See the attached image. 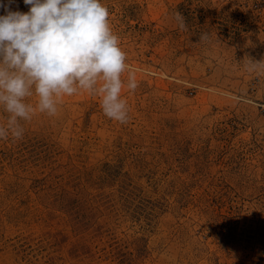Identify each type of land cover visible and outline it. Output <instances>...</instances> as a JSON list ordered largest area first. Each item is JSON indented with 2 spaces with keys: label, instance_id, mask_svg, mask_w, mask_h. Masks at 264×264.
<instances>
[{
  "label": "rangeland",
  "instance_id": "1",
  "mask_svg": "<svg viewBox=\"0 0 264 264\" xmlns=\"http://www.w3.org/2000/svg\"><path fill=\"white\" fill-rule=\"evenodd\" d=\"M101 3L130 118L81 91L0 139V264H264V0Z\"/></svg>",
  "mask_w": 264,
  "mask_h": 264
},
{
  "label": "clouds",
  "instance_id": "2",
  "mask_svg": "<svg viewBox=\"0 0 264 264\" xmlns=\"http://www.w3.org/2000/svg\"><path fill=\"white\" fill-rule=\"evenodd\" d=\"M12 2L0 4L7 13L0 15V106L8 114L0 139H22L20 121H30L37 111L55 116L62 97L81 91L99 95L105 116L126 124L129 105L121 93L127 56L101 0H24L31 6L27 13L9 10ZM175 20L186 29L180 12ZM206 39L202 34L200 40ZM262 64L248 58L245 67L252 72ZM126 86L137 89L133 74ZM34 94L35 106L26 102Z\"/></svg>",
  "mask_w": 264,
  "mask_h": 264
}]
</instances>
